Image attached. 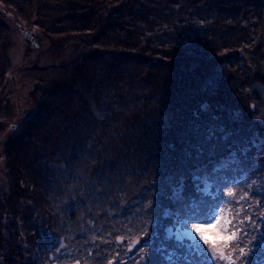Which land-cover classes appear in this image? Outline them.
Masks as SVG:
<instances>
[{
  "label": "trees",
  "instance_id": "1",
  "mask_svg": "<svg viewBox=\"0 0 264 264\" xmlns=\"http://www.w3.org/2000/svg\"><path fill=\"white\" fill-rule=\"evenodd\" d=\"M60 1L67 9L63 19L87 34L89 48L68 71L33 90L36 110L20 128L8 129L1 145L8 180L16 186L0 203L9 218L6 225L0 221V251L6 246L8 264L23 245L16 241L20 223L28 225L22 237L38 251L65 234L71 248L75 242L79 247L71 257L106 264L108 253L121 249L125 228L141 237L134 207L159 187L153 181L163 173L166 195L179 182L175 177L185 179V216L220 205L231 188L237 197L247 194L239 207L264 229V158L253 161L261 149L251 142L264 128V0ZM25 8L15 13L22 22L34 15ZM7 44L8 33L0 28V88ZM243 146L250 152L241 159ZM227 147L238 149V156L218 154ZM208 153L218 163L212 185L193 188L189 171ZM234 175L237 185L245 184L241 190H234ZM224 182L226 190H217ZM20 190L26 200L13 202ZM164 195L161 202L169 203ZM42 230H53V239H43ZM158 236L148 242L143 264H169L165 257L179 250L171 241L160 245Z\"/></svg>",
  "mask_w": 264,
  "mask_h": 264
},
{
  "label": "rangeland",
  "instance_id": "2",
  "mask_svg": "<svg viewBox=\"0 0 264 264\" xmlns=\"http://www.w3.org/2000/svg\"><path fill=\"white\" fill-rule=\"evenodd\" d=\"M65 5L66 4L60 0H18L16 4H10L6 0H0V28L3 30V33H8V44L5 46L4 53L1 55V61H4L7 65H5L6 73L3 76V87L0 88V104L3 107L0 109V122L5 124L4 127L0 129V148L2 147V143H4V138H6V135L8 134L7 131L10 128V125L15 124L20 128L36 110L37 101H35L32 96L33 90L35 88L41 89L45 87L47 80L55 79L56 77H59V74L68 71L72 65L79 61L82 54L88 52L89 45L83 43V37L87 38V34L85 32L81 33L70 29L67 23L68 21L63 19L67 10ZM24 8L27 12L34 10V15H31L28 20L22 22L15 13L18 10L23 11ZM36 9H39V13H42V16L35 14V11L38 12ZM16 22L25 24V30H20L18 25H16ZM26 32L33 33L35 41L40 43L39 47L31 51L28 55L26 54L28 48L27 42L23 40V36ZM90 34L91 33H88V36L91 38L92 36H90ZM167 117L168 115H165L162 118L163 123H168ZM212 139L214 142L215 138L213 135ZM251 142L257 147L256 150L261 149L260 152L254 153L253 161L258 160L260 156L264 158V128L251 135ZM248 146L250 147V145ZM248 146H243L240 149L243 154L241 159L245 156H249L248 152H250L249 149L251 147L248 148ZM215 147L218 148V144L217 146L215 145ZM230 148L231 147H227L223 150L221 148V151L219 150L220 153L218 154H221L220 156L232 154V157L230 156L229 159L238 156L234 155L238 154V149L231 150ZM0 158V203H5L8 200L3 197L10 191H13L14 193L15 190L13 189L16 186L12 188V185L8 180V164L3 149L0 150ZM215 158L216 157H213V153H208L200 163L195 165V168L189 171V177L194 185L193 188L206 190L210 188L212 185L214 170L218 169H216L218 163L217 160H214ZM240 163H242V161ZM239 172L238 178L240 177V179L245 182L246 179L244 178L243 170H240ZM234 176L235 179H233V181H236L234 190H241L242 186L245 184H241V186L237 185V175ZM165 177L166 174L163 173L159 178H156L157 180H154L153 183L158 184L159 187L152 188V191L148 192V196H150L148 198L145 197V200H142L141 204L138 203L134 207L135 209L133 212L136 216L133 220L139 221L142 228H139L138 230H141L140 234L142 238H140L143 240H141L135 248L129 250L130 246L136 241V239L132 238L134 236L129 228H127V230L125 228V232H123L120 239L121 243H119L121 249L118 248L119 250H117V252L114 251V253H108L109 259L106 260V264H136L139 259L137 250L142 246L148 247L149 245L147 244L152 241L153 237H156L158 240V238H160L158 233L162 237V243H160V245H163L167 241H171L178 245L175 237L173 236L172 239H169V236L178 231V221L182 222L186 217L182 213L181 206L183 205L182 201L186 200L183 198V186H185L186 181L185 179L182 180L181 176L177 178L175 177V181L178 179L179 182L172 183L171 193L166 195L161 189L165 186L163 184L164 182H162ZM262 177L261 180H263L264 184V174ZM172 178L174 177L172 176ZM150 183H152V181ZM225 184V182L219 184L217 190L221 192L226 190V188L224 189ZM155 191L157 192L156 194H154ZM226 191L227 192H224V194L222 193L224 195L223 202L230 199L228 196L229 189ZM160 192L168 197L169 203L167 201L164 203L166 199H163L161 202L162 199H160ZM16 194L19 195L17 197L15 196L13 202H24L26 200L22 190ZM155 200L157 201L156 203H154ZM150 201L152 202V206L148 207ZM159 202L164 204L161 205V208L158 207L156 209V206L160 204ZM223 202L220 204V207L224 209L220 222H217L216 220L189 221V227L193 223L199 226L204 239L201 240L200 234L198 233L196 234V239L199 240L204 248L209 250L210 254L213 250V245H215L227 255L228 248L225 247V241H228L229 246H233L236 243L234 240H228V237H230L232 232L236 231V229L233 228L231 224H228L227 231H225L223 230L222 225L228 220L235 223V219H241L238 217H235V219L233 218L237 208H241L239 207L241 204H235L234 206L233 204H224ZM3 209L7 210L6 206ZM3 211L2 214L0 212V217L2 218L0 221L6 225L8 220L4 219V217L7 216L8 218V215L7 213L5 214V212L3 213ZM137 214L139 215L138 218ZM129 215L131 217V213ZM131 219L132 217L130 218V221ZM126 227L128 226L126 225ZM27 228L28 225H22L20 223V227L17 230L20 237L16 238V241H18L17 243L19 245H21V243L23 245L20 247L19 256L15 260H12L14 262L13 264H22L21 262L23 260L27 262H35V259L44 261L43 263L46 264H86V262L82 263L77 261L79 257H71L73 253L77 254V249L79 247L77 242H75V246L71 248V243L67 240L65 234L57 235L56 239L53 240V244L51 242H46L48 243L47 250L41 252L38 251V248L35 245L29 244L27 241L28 239L22 237L25 236ZM249 230L251 231V229ZM69 231L71 232V229ZM46 232L47 234L44 235ZM144 232H148L149 234L144 236ZM42 233V238L48 237L53 239V230H42ZM239 235L240 233L237 232V237H239ZM204 240H207L210 243L204 244ZM61 245H63V247H61ZM241 247H245V245L241 244ZM4 248L6 249V246H4ZM5 249H3V252L0 251V264H8L7 261H9V259L4 255L7 253ZM57 249H59V251H57ZM259 249L260 250L257 252L252 249L250 254V264H264V248L260 247ZM245 250L248 251L247 248H245ZM122 254L126 259L124 258L125 260L121 259L122 261H119L117 258ZM45 256L46 259H44ZM143 263L145 262H141V264ZM221 264H225V262L221 261Z\"/></svg>",
  "mask_w": 264,
  "mask_h": 264
},
{
  "label": "snow or ice",
  "instance_id": "3",
  "mask_svg": "<svg viewBox=\"0 0 264 264\" xmlns=\"http://www.w3.org/2000/svg\"><path fill=\"white\" fill-rule=\"evenodd\" d=\"M249 187H251V185H249ZM228 196L230 199L224 201V204L239 205L241 201L248 200L246 193L237 198L236 193L231 188L228 191ZM151 206L152 202L150 201L148 207ZM223 212L224 209L221 208L218 203L214 202L192 211L182 222L178 221V231L172 233L169 239H172L173 236L175 237L178 242L179 250L173 251L165 257V259L169 261V264H221V261H224L225 264H250L252 245L256 243L264 248V240L261 239L264 237V230H262L260 225L256 223V220L252 218L251 213L246 211V208H237L235 216L233 217L235 219V217L243 215L245 219H235V223L228 220L222 225L225 231H227L228 224H231V226L236 229V231L232 232L231 236L228 237V240H234L236 243L233 246H229L228 241H225V247L228 248L227 255L215 245H213V250L210 254L209 250L204 248L199 240L196 239L197 233L200 234L201 240L204 239L199 226L193 223L189 227L190 220H216L220 222ZM249 229H251V231ZM237 232L240 233L239 237H237ZM148 234V232H144V236ZM140 239L141 238H138L130 246L129 250L135 248L136 245L140 243ZM209 243V241L204 240V244ZM241 244H244L245 247H241ZM61 247H63V245H61ZM245 248H247L248 251H246ZM57 251H59V249H57ZM137 251L139 259L136 264L146 262L148 260L145 254L148 251L147 247L142 246Z\"/></svg>",
  "mask_w": 264,
  "mask_h": 264
},
{
  "label": "water",
  "instance_id": "4",
  "mask_svg": "<svg viewBox=\"0 0 264 264\" xmlns=\"http://www.w3.org/2000/svg\"><path fill=\"white\" fill-rule=\"evenodd\" d=\"M23 40H25L27 42V50H26V54L28 55L29 53H31V51H33L34 49L38 48L40 43L35 41V36L33 33L31 32H26L23 36ZM10 128H15V124H11ZM1 159V158H0Z\"/></svg>",
  "mask_w": 264,
  "mask_h": 264
}]
</instances>
